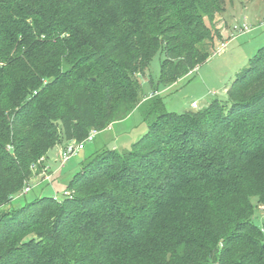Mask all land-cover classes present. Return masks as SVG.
<instances>
[{"label":"trees","instance_id":"16d2710c","mask_svg":"<svg viewBox=\"0 0 264 264\" xmlns=\"http://www.w3.org/2000/svg\"><path fill=\"white\" fill-rule=\"evenodd\" d=\"M231 1L0 0V264H264V46L225 99L179 114L157 94L212 56ZM159 53L132 149L13 206L53 148L141 107Z\"/></svg>","mask_w":264,"mask_h":264},{"label":"rangeland","instance_id":"374dc122","mask_svg":"<svg viewBox=\"0 0 264 264\" xmlns=\"http://www.w3.org/2000/svg\"><path fill=\"white\" fill-rule=\"evenodd\" d=\"M214 23L222 31V38L211 50L212 56L177 82L161 86L157 93L167 111L180 114L186 110L204 108L216 97L225 99L223 87L230 85L237 73L248 67L249 59L264 46V0H232L227 4L225 12L215 15ZM244 23L250 30L241 33L240 28ZM222 42H226L227 46L219 51ZM162 58L160 53L157 54L147 73L141 78L143 94L146 96L141 107L127 118L97 133L93 141L86 142L84 149L66 163L61 160L60 153L72 141L58 145L59 149L53 148L47 159H44L42 170L34 169V175L28 183L31 191L15 196L12 205L18 207L45 195L62 200L82 163L99 147L116 149L120 153L131 150L133 143L148 130L149 108L158 100L154 99L156 93L153 92L150 80H158ZM254 220L262 226L263 205L256 206Z\"/></svg>","mask_w":264,"mask_h":264},{"label":"built area","instance_id":"2783aa9c","mask_svg":"<svg viewBox=\"0 0 264 264\" xmlns=\"http://www.w3.org/2000/svg\"><path fill=\"white\" fill-rule=\"evenodd\" d=\"M240 30H241V33H243V32L246 33V32H248L250 30V28H249V26L247 24L244 23V24H242V27L240 28ZM226 46H227V43L226 42H222L221 46L219 47V51L221 49L225 48ZM96 134H97L96 131L91 132L88 135V137L84 141H82L80 143L72 141L71 144H69L66 148H64L62 150V152L60 153L61 160L63 162H65V163L68 162L72 157L76 156L80 150L84 149L86 142L93 141ZM30 188L31 187L29 185L26 186L25 189H24V193L29 192Z\"/></svg>","mask_w":264,"mask_h":264},{"label":"crops","instance_id":"0c3cea01","mask_svg":"<svg viewBox=\"0 0 264 264\" xmlns=\"http://www.w3.org/2000/svg\"><path fill=\"white\" fill-rule=\"evenodd\" d=\"M228 86L229 85H226L225 87H223V92H225L226 93V91H227V89H228ZM113 125V124H112ZM106 130V129H105ZM104 130V131H105ZM103 132V131H102ZM55 148H57V149H59V146H57V147H55Z\"/></svg>","mask_w":264,"mask_h":264}]
</instances>
